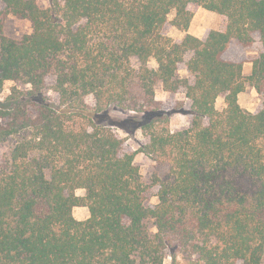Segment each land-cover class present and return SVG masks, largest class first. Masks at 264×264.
Here are the masks:
<instances>
[{
	"label": "trees",
	"instance_id": "obj_1",
	"mask_svg": "<svg viewBox=\"0 0 264 264\" xmlns=\"http://www.w3.org/2000/svg\"><path fill=\"white\" fill-rule=\"evenodd\" d=\"M198 8L224 28L188 34ZM6 13L32 33L5 37ZM231 44L259 50L246 78ZM7 81L27 89L0 111V264H264V0H0V94ZM246 83L255 113L238 103ZM158 86L185 102L165 108ZM117 129L143 142L128 150ZM138 153L168 171L147 184Z\"/></svg>",
	"mask_w": 264,
	"mask_h": 264
},
{
	"label": "rangeland",
	"instance_id": "obj_2",
	"mask_svg": "<svg viewBox=\"0 0 264 264\" xmlns=\"http://www.w3.org/2000/svg\"><path fill=\"white\" fill-rule=\"evenodd\" d=\"M37 5L43 9H46L50 5V0H35ZM175 16V12H171L168 16L169 20H172ZM3 23V35L7 38L13 40H21L24 36L32 33L31 23L28 20L18 19L11 14H5L2 19ZM225 20L219 15L204 10L203 8H198L194 11V16L191 20L190 26L192 30L198 35L205 37L210 30H221L224 28ZM189 26V27H190ZM166 34L175 42H180L183 39L184 32L177 30L174 27H169L166 30ZM258 49L253 48L251 50H245L240 46L235 44L229 45L224 58L227 61H232L236 63H242L243 76L246 78L251 73L252 63L251 60L258 54ZM187 58V57H186ZM149 67L156 69L157 64L155 60H151L148 64ZM179 76H186V71L184 66H180ZM16 88L20 91H25L27 86L16 84L11 81L5 82L3 90L0 94V111L7 109L12 106L14 100H10L9 97L12 94V89ZM52 96V95H51ZM155 98L158 101L163 102L165 108H171L180 102H185L184 95L182 93L177 95L166 94L160 86L157 87L155 91ZM238 103L240 107L248 112H257L262 105V98L257 94L255 89L249 84H245L244 91L238 96ZM215 107L217 110L221 111L225 107L223 96L216 100ZM112 116L125 119L128 115L118 112L116 110L110 109ZM188 126V117L183 113H171L169 115V125L168 128L174 132L180 129H184ZM117 133L120 137L124 138L125 145L128 150L134 151L139 148L143 142L142 131L140 129L136 130L134 133H126L120 129H117ZM134 164L138 167L140 174L142 175L144 181L147 184H151L155 176L163 177L168 171V163L158 162L154 157L148 156L143 153H138L134 158ZM156 188H152V195L155 193ZM77 196H83V190L76 191ZM157 203V198L151 196L148 205H155ZM73 216L76 220L83 221L89 216L87 208L75 207L72 211ZM178 264H190L188 261L183 260L180 256L176 259ZM171 256H166L164 259V264H171Z\"/></svg>",
	"mask_w": 264,
	"mask_h": 264
},
{
	"label": "crops",
	"instance_id": "obj_3",
	"mask_svg": "<svg viewBox=\"0 0 264 264\" xmlns=\"http://www.w3.org/2000/svg\"><path fill=\"white\" fill-rule=\"evenodd\" d=\"M187 33L190 34V35H192V36H194V37L200 38V39L203 38L202 36L198 35V33L194 32V31L192 30V27H191V26L189 27ZM185 34H186V33L184 32V35H183V36H185Z\"/></svg>",
	"mask_w": 264,
	"mask_h": 264
}]
</instances>
